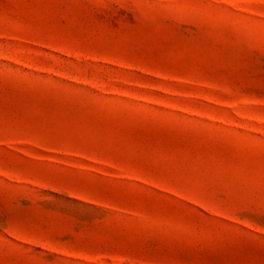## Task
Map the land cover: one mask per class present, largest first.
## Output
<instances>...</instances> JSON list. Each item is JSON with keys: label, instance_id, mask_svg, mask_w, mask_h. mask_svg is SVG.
I'll use <instances>...</instances> for the list:
<instances>
[{"label": "rangeland", "instance_id": "rangeland-1", "mask_svg": "<svg viewBox=\"0 0 264 264\" xmlns=\"http://www.w3.org/2000/svg\"><path fill=\"white\" fill-rule=\"evenodd\" d=\"M0 264H264V0H0Z\"/></svg>", "mask_w": 264, "mask_h": 264}]
</instances>
